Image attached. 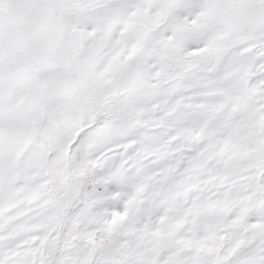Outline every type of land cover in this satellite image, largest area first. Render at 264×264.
Listing matches in <instances>:
<instances>
[{
	"label": "snow or ice",
	"instance_id": "snow-or-ice-1",
	"mask_svg": "<svg viewBox=\"0 0 264 264\" xmlns=\"http://www.w3.org/2000/svg\"><path fill=\"white\" fill-rule=\"evenodd\" d=\"M0 264H264V0H0Z\"/></svg>",
	"mask_w": 264,
	"mask_h": 264
}]
</instances>
